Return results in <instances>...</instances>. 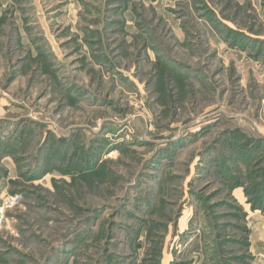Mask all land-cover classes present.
Segmentation results:
<instances>
[{"label": "rangeland", "instance_id": "374dc122", "mask_svg": "<svg viewBox=\"0 0 264 264\" xmlns=\"http://www.w3.org/2000/svg\"><path fill=\"white\" fill-rule=\"evenodd\" d=\"M9 196L0 264H264V0H0Z\"/></svg>", "mask_w": 264, "mask_h": 264}, {"label": "built area", "instance_id": "2783aa9c", "mask_svg": "<svg viewBox=\"0 0 264 264\" xmlns=\"http://www.w3.org/2000/svg\"><path fill=\"white\" fill-rule=\"evenodd\" d=\"M20 196H9L4 200L2 207L0 208V223H2L4 218V212L13 209L20 203Z\"/></svg>", "mask_w": 264, "mask_h": 264}, {"label": "bare ground", "instance_id": "6f19581e", "mask_svg": "<svg viewBox=\"0 0 264 264\" xmlns=\"http://www.w3.org/2000/svg\"><path fill=\"white\" fill-rule=\"evenodd\" d=\"M112 156V155H111Z\"/></svg>", "mask_w": 264, "mask_h": 264}]
</instances>
